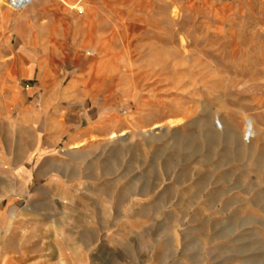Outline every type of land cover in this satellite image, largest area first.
Wrapping results in <instances>:
<instances>
[{
  "label": "rangeland",
  "instance_id": "rangeland-1",
  "mask_svg": "<svg viewBox=\"0 0 264 264\" xmlns=\"http://www.w3.org/2000/svg\"><path fill=\"white\" fill-rule=\"evenodd\" d=\"M12 6L0 264H264V0Z\"/></svg>",
  "mask_w": 264,
  "mask_h": 264
},
{
  "label": "bare ground",
  "instance_id": "bare-ground-1",
  "mask_svg": "<svg viewBox=\"0 0 264 264\" xmlns=\"http://www.w3.org/2000/svg\"><path fill=\"white\" fill-rule=\"evenodd\" d=\"M5 1L6 0H0V7H1V5L2 4H5ZM14 2H15V5L16 6H18V7H16V8H14L13 6V8L14 9H21V8H23V7H25L26 5H28L29 3H33L35 0H13ZM12 5V4H11ZM77 7H79L80 9H83L82 8V6L80 5H73V8H77ZM127 51V50H126ZM129 56V55H128ZM130 63V62H129ZM131 66V65H130ZM130 68V67H129ZM132 68H134V67H132ZM149 68V67H148ZM148 68H146V69H148ZM8 69V68H7ZM131 69V68H130ZM135 69V68H134ZM129 70V69H128ZM133 70V69H132ZM137 70V69H136ZM153 70V69H152ZM131 71V70H130ZM140 70H138V72H139ZM135 73V72H134ZM133 73V74H134ZM172 73V72H171ZM132 74V75H133ZM134 76V75H133ZM136 76V75H135ZM148 76V75H147ZM164 77H165V75H163ZM150 77H151V75H150ZM143 78V77H142ZM147 79H148V77H147ZM145 81V80H144ZM164 81H161V83H163ZM137 83V82H136ZM172 95H174V94H172ZM171 95V96H172ZM175 96V95H174ZM189 116V115H188ZM181 120V119H180ZM179 120V121H180ZM219 121V123L221 124V126H222V129H219L216 125H215V129L216 130H223L224 128H225V125L223 124V122L221 121V120H218ZM178 121H177V119H174V118H171V119H169V121H168V124H170L171 126H173V125H175L176 123H177ZM179 123V122H178ZM159 125V124H158ZM157 124H156V127L158 126ZM155 127V126H154ZM220 127V126H219ZM246 130H248L249 131V133L250 134H253L254 133V126H253V123H252V120L251 119H248V123H247V125H246ZM250 137V136H249Z\"/></svg>",
  "mask_w": 264,
  "mask_h": 264
},
{
  "label": "crops",
  "instance_id": "crops-1",
  "mask_svg": "<svg viewBox=\"0 0 264 264\" xmlns=\"http://www.w3.org/2000/svg\"><path fill=\"white\" fill-rule=\"evenodd\" d=\"M29 57H33V55L32 54H27ZM17 57H18V55H16V56H14V58H12V60H10V63L12 64V65H14V63L16 62V59H17ZM21 58L24 60L25 59V56L22 54L21 55ZM4 75H3V72H2V70H0V85H2V83H3V77ZM5 80V79H4ZM6 81V80H5ZM5 88H0V90H4ZM64 262H65V260L64 259H60V263L61 264H64Z\"/></svg>",
  "mask_w": 264,
  "mask_h": 264
}]
</instances>
